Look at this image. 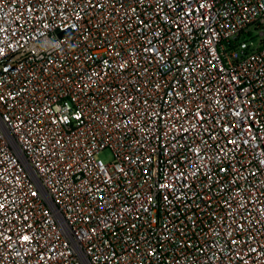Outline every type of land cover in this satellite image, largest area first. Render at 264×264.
I'll return each mask as SVG.
<instances>
[{"label": "built area", "instance_id": "built-area-1", "mask_svg": "<svg viewBox=\"0 0 264 264\" xmlns=\"http://www.w3.org/2000/svg\"><path fill=\"white\" fill-rule=\"evenodd\" d=\"M0 264H264V0H0Z\"/></svg>", "mask_w": 264, "mask_h": 264}, {"label": "rangeland", "instance_id": "rangeland-1", "mask_svg": "<svg viewBox=\"0 0 264 264\" xmlns=\"http://www.w3.org/2000/svg\"><path fill=\"white\" fill-rule=\"evenodd\" d=\"M256 44L258 43V38H255L253 40ZM100 157L105 161V162H111L113 160V155L111 151L105 150L100 153Z\"/></svg>", "mask_w": 264, "mask_h": 264}]
</instances>
